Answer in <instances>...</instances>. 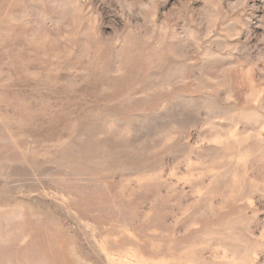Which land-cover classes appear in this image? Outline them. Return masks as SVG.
<instances>
[{"label":"rangeland","instance_id":"obj_1","mask_svg":"<svg viewBox=\"0 0 264 264\" xmlns=\"http://www.w3.org/2000/svg\"><path fill=\"white\" fill-rule=\"evenodd\" d=\"M0 264H264V0H0Z\"/></svg>","mask_w":264,"mask_h":264}]
</instances>
